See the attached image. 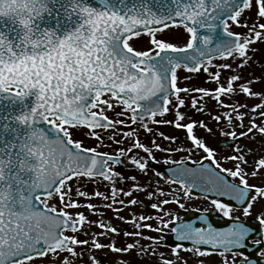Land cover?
I'll return each mask as SVG.
<instances>
[{
	"label": "snow or ice",
	"instance_id": "obj_1",
	"mask_svg": "<svg viewBox=\"0 0 264 264\" xmlns=\"http://www.w3.org/2000/svg\"><path fill=\"white\" fill-rule=\"evenodd\" d=\"M157 153L196 167L171 161L162 175ZM193 201L197 221L170 227ZM253 255L264 258V0H0V264Z\"/></svg>",
	"mask_w": 264,
	"mask_h": 264
},
{
	"label": "rangeland",
	"instance_id": "obj_2",
	"mask_svg": "<svg viewBox=\"0 0 264 264\" xmlns=\"http://www.w3.org/2000/svg\"><path fill=\"white\" fill-rule=\"evenodd\" d=\"M184 73H181V76H183ZM161 131H164L165 133H169L171 131H173L172 129L168 128V127H165V126H161ZM179 136H180V139L181 141H183L184 137H183V134L182 133H177ZM164 143H167V142H164ZM187 154L186 153H174L172 154L171 156V161H179V160H187V161H192V160H189L186 158ZM156 157L157 159L155 161L159 162V163H164L165 159H168V155L165 154V153H157L156 154ZM197 157L196 156H193V160L196 159ZM169 162V163H170ZM168 163V164H169ZM89 190H91V186L89 187ZM101 190L103 191L104 189L101 188ZM95 203V201H93ZM196 203H194L193 205H195ZM199 206V204L197 205Z\"/></svg>",
	"mask_w": 264,
	"mask_h": 264
},
{
	"label": "water",
	"instance_id": "obj_3",
	"mask_svg": "<svg viewBox=\"0 0 264 264\" xmlns=\"http://www.w3.org/2000/svg\"><path fill=\"white\" fill-rule=\"evenodd\" d=\"M150 165L151 166H155L156 164L150 163ZM161 167H163V166H161ZM172 169H176V168H172ZM172 169H169L167 173H171L172 174V172H171ZM194 193H195V195L199 194V192H197L196 190H194ZM188 214H189V218H191V220H189V221H197L198 216L195 215L197 213L190 212ZM189 221H186V222H189ZM210 222L213 224L214 227H216L218 229H224V228L229 227V226H227L228 223L227 222H223L222 220H218V219L215 220L214 218H210ZM165 242L167 244H169V245L175 243L174 236L173 235H166L165 236ZM184 243L187 245L190 242H184Z\"/></svg>",
	"mask_w": 264,
	"mask_h": 264
},
{
	"label": "flooded vegetation",
	"instance_id": "obj_4",
	"mask_svg": "<svg viewBox=\"0 0 264 264\" xmlns=\"http://www.w3.org/2000/svg\"><path fill=\"white\" fill-rule=\"evenodd\" d=\"M194 203H196V204L193 205ZM198 204H199L198 201H193L192 205L189 206V209H195L196 207H198V206H197ZM185 212H186L185 210H179V215H180L181 218H182V216H183V214H184ZM216 215H218V214L216 213ZM218 216H219V215H218Z\"/></svg>",
	"mask_w": 264,
	"mask_h": 264
}]
</instances>
